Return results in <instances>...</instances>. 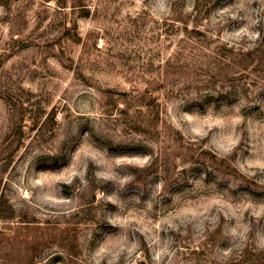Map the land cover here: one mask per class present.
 <instances>
[{"label":"rangeland","instance_id":"1","mask_svg":"<svg viewBox=\"0 0 264 264\" xmlns=\"http://www.w3.org/2000/svg\"><path fill=\"white\" fill-rule=\"evenodd\" d=\"M0 264H264V0H0Z\"/></svg>","mask_w":264,"mask_h":264}]
</instances>
